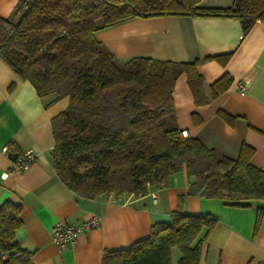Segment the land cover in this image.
Segmentation results:
<instances>
[{"label":"trees","instance_id":"1","mask_svg":"<svg viewBox=\"0 0 264 264\" xmlns=\"http://www.w3.org/2000/svg\"><path fill=\"white\" fill-rule=\"evenodd\" d=\"M202 0H20L11 15L0 18V59L38 98H68L66 109L51 120L52 164L57 178L77 196H140L150 187L168 185L185 166L187 194L236 204L264 200V171L250 159L254 150L240 147L228 158L197 138L180 137L172 92L184 74L196 106L225 92L232 83L223 75L208 87L197 61L180 63L134 57L120 63L95 38L99 30L128 20L167 15L238 19L245 34L264 21V0H232L228 7H202ZM230 54L208 57L225 65ZM13 84L9 89H12ZM232 125L234 118L218 111ZM193 124L200 119L191 115ZM20 206L0 205V264H32L31 254L13 242L21 226ZM264 208L256 211L257 231ZM216 220L190 214L182 200L168 222L151 225L148 237L118 251L105 252L102 264H197L202 239Z\"/></svg>","mask_w":264,"mask_h":264},{"label":"crops","instance_id":"2","mask_svg":"<svg viewBox=\"0 0 264 264\" xmlns=\"http://www.w3.org/2000/svg\"><path fill=\"white\" fill-rule=\"evenodd\" d=\"M20 0H0V18H8ZM232 0H202V7H228ZM117 59L134 57L191 63L208 87L223 75L231 78L229 88L206 104L196 106L184 74L172 92L176 124L189 137L236 158L245 144L254 150L250 163L264 171V21H255L244 34L238 19L167 15L136 18L95 33ZM230 54L225 65L206 59ZM246 82L241 93L237 84ZM13 84L12 89H9ZM68 98L37 97L28 81L20 80L0 59V205L8 201L20 206L21 226L13 242L31 254L32 264H102L105 252L126 249L149 235L152 224L168 222L182 208L190 214L210 215L216 223L202 239L197 264H264V219L254 231L256 211L264 200L236 204L218 198L188 195L185 166L171 175L168 185L150 187L146 194L117 200L112 195L86 199L69 191L57 178L52 164L54 146L51 120L63 112ZM218 111L234 118L232 125ZM200 123L195 125L191 115ZM31 151L35 158L25 171L10 172L13 160L2 152ZM97 216L99 227L81 233L73 248L60 249L50 237L57 222L79 223ZM171 251V264L180 255Z\"/></svg>","mask_w":264,"mask_h":264},{"label":"built area","instance_id":"3","mask_svg":"<svg viewBox=\"0 0 264 264\" xmlns=\"http://www.w3.org/2000/svg\"><path fill=\"white\" fill-rule=\"evenodd\" d=\"M246 82H241L237 84V89L239 92L243 93L246 90ZM181 138L188 137L187 131L180 132ZM2 152L9 155L12 160V166L10 171L3 173L1 177L6 178L10 172L13 171H25L28 169L30 164L35 158V154L31 151L23 153H14L8 147H4ZM100 225V218L97 216H92L89 219L82 220L79 223L72 222H57L50 229V237L52 243L60 249L73 248L76 245L77 237L84 232L95 229Z\"/></svg>","mask_w":264,"mask_h":264},{"label":"rangeland","instance_id":"4","mask_svg":"<svg viewBox=\"0 0 264 264\" xmlns=\"http://www.w3.org/2000/svg\"><path fill=\"white\" fill-rule=\"evenodd\" d=\"M202 5V4H201ZM115 199H117V200H121V201H123V200H129V198L130 197H132V196H125V195H116V194H111ZM176 252V255H180V252L175 248L174 249Z\"/></svg>","mask_w":264,"mask_h":264}]
</instances>
